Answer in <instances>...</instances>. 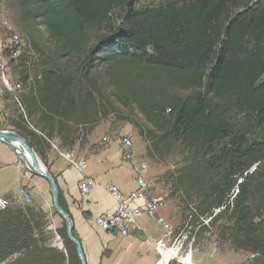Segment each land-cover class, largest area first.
<instances>
[{"label":"trees","instance_id":"trees-1","mask_svg":"<svg viewBox=\"0 0 264 264\" xmlns=\"http://www.w3.org/2000/svg\"><path fill=\"white\" fill-rule=\"evenodd\" d=\"M140 1L19 0L28 20L45 25L52 61L76 69L33 72L11 128L41 155L48 139H66L77 114L96 123L110 104L96 75L104 68L113 99L148 124L138 131L148 149L182 157L170 176L181 202L210 215L229 207L234 246L264 258V176L246 173L264 154V0ZM9 201L0 208V264H81L64 221L55 229L61 250L40 203ZM59 202L69 213L60 192Z\"/></svg>","mask_w":264,"mask_h":264},{"label":"crops","instance_id":"crops-1","mask_svg":"<svg viewBox=\"0 0 264 264\" xmlns=\"http://www.w3.org/2000/svg\"><path fill=\"white\" fill-rule=\"evenodd\" d=\"M4 27L0 26V43L5 40L3 35ZM11 74L15 77V63L8 65ZM33 73V71H31ZM26 92V91H25ZM15 101L12 98L0 95V122L4 116L8 115L6 126L12 129L10 122L14 114ZM11 110H13L11 112ZM10 113V114H9ZM34 117V116H33ZM32 120V119H31ZM9 121V122H8ZM29 127L34 126L29 122ZM35 129V128H34ZM39 134L40 131L36 130ZM102 137V138H101ZM105 134L100 133L98 128L87 133L85 144L73 151L76 155L83 157L87 162V174L97 181L95 190L89 195H82L79 189L80 173L63 156L62 149L59 148V138L47 140L50 145L43 144L38 152L41 161L47 166L48 171L53 175L58 192L65 200L69 216L72 219L74 233L80 240L87 264H170L174 258L160 255L155 250V243L150 244L148 239L155 241L164 237L166 231L154 218L142 216L136 227L128 236H120L115 231L103 230L96 219L105 211L112 208L113 198L106 190L108 183L117 184L125 193L136 188L137 163L134 161H124L120 140L108 138L104 141ZM113 137V138H114ZM142 162V161H141ZM21 185L27 186L33 196L41 204V207L49 213L50 228L54 229V239L52 246L60 248L57 243L58 234L55 229L63 225L62 218L53 210L50 204L49 192L51 194L48 181L29 171L21 161L19 155L10 145L0 140V195L8 199H16ZM34 200V201H35ZM160 214L165 220L174 225L177 219V210L169 206L162 209ZM167 245L173 242L172 235L165 237ZM177 249V246L175 247ZM61 249V248H60ZM160 261V262H159ZM218 264H229L222 260Z\"/></svg>","mask_w":264,"mask_h":264},{"label":"rangeland","instance_id":"rangeland-1","mask_svg":"<svg viewBox=\"0 0 264 264\" xmlns=\"http://www.w3.org/2000/svg\"><path fill=\"white\" fill-rule=\"evenodd\" d=\"M141 2L148 3L149 0H141L140 3ZM22 6L23 5H20L19 0H0V26L2 25L3 20H7L14 24L16 33H19L23 37V54L20 57L11 60L16 65L15 75H17L16 79L22 82V91L19 92L16 97L12 94L4 95L15 101V110L13 113H15L17 109L22 111V106L19 104L21 93L28 90L30 91L29 87L32 86L35 80L34 75L39 73L44 67L51 66L52 64L68 70L76 69L75 66L67 64L65 59L55 57V60L52 61L55 56V44L49 40L46 34L45 25L42 24L41 21L28 20V17L24 15V7ZM3 35L9 37L10 32L5 29L3 30ZM30 64H32L31 67L35 74L31 73ZM96 69V75L101 79L100 86L104 94L110 99V104L105 108L107 113L106 115H103L101 112L96 116V123H85L82 121V117L77 114L73 119L74 121L69 124V128L65 133L66 139L59 141V148L65 151V153L73 152L75 146L77 148L80 144L82 146L86 143L87 133H90V131L93 130L95 131L97 128L100 133L106 135L104 141L107 137L115 139L116 137L114 136H117L121 141L124 135L129 134L133 141L132 152L134 161L138 166L137 168H140L142 164L147 165L145 176L153 185V193L164 198V207L162 209H167V207L171 206L173 209L177 210V219L174 225L170 223L173 226V233L171 234L172 239L174 237L179 239L177 250L184 252L186 248L191 247L192 261L194 264H218L222 260H225L229 264H262L264 258L260 254L246 249H238L234 246L230 230L231 222L229 207L227 210V208L221 206L217 209L218 213L216 215H214V212L210 215L208 213L203 214L197 208L195 203L181 202L180 196L183 197V191H173L172 187L175 185V182L170 176L176 174V170L181 165L180 161L182 160V157L176 154H169L167 157H159L156 156L153 151L148 149L149 142L141 137L138 132L140 128L148 127V124L143 120L141 114L135 107H124L113 99V89L105 78V69L100 66ZM26 74L31 75L33 79L30 80L29 78L25 83L22 79ZM8 75L13 78L10 69H8ZM12 111L13 110H11V112ZM7 118L8 115L4 116L3 120L0 122L1 129H8L6 127L8 126ZM130 119L135 120L137 124L130 122ZM120 146L123 150L121 142ZM66 159L68 160V158ZM125 160L132 161L133 159L126 157ZM22 162L26 165L24 161ZM249 165V169L246 173L248 172L251 174L253 171H258L264 176V154L259 157L250 158ZM26 167L31 171L27 165ZM227 168L228 166L226 167V170L228 171ZM138 175H140V173L139 171H136V176ZM234 180L235 185L231 189L233 192L236 191L238 184L242 181V177L237 176ZM257 197L258 194L253 197L255 201H259ZM16 199H18V196ZM185 199L188 198L186 197ZM49 200L51 204L52 197L50 192ZM262 208V211H264V207ZM210 217L212 218L209 222H204V220ZM57 243L60 245L61 250H65L63 240L59 235L57 237ZM164 256L165 258L169 257L167 253ZM178 263L179 262L176 261V258H174L170 264Z\"/></svg>","mask_w":264,"mask_h":264},{"label":"built area","instance_id":"built-area-1","mask_svg":"<svg viewBox=\"0 0 264 264\" xmlns=\"http://www.w3.org/2000/svg\"><path fill=\"white\" fill-rule=\"evenodd\" d=\"M2 25L10 32V36H6L5 40L0 43V95L12 94L16 97L22 91L23 86L22 82L18 81L14 75H12L13 78L8 75V65L11 59L18 58L23 54V37L19 33H16L13 23L3 20ZM120 142L123 148L122 155L124 160L126 157L133 159V141L131 136L129 134L124 135ZM63 156L68 158L71 165L81 174L79 189L82 195L91 194L97 186V181L94 177L87 174L86 160L78 157L74 152L63 153ZM137 171H139L140 175L136 176V188L128 193H125L117 184H106L105 188L113 198V205L111 209L105 211L96 219V223L103 230L115 231L120 236L125 237L130 235L132 229L137 226L141 216L145 215L154 218L162 225L166 234L156 241L148 239L147 242L150 244L155 243V250L160 255V261L167 253L170 258H176V261L179 262L178 264H194L191 247L186 248L184 252L175 248L179 241L177 237L173 238L170 246L167 245L165 237L173 233V226L160 214L164 207V198L153 193V185L145 176L147 165L142 164ZM18 199L25 203L32 202L33 196L27 186L21 185L19 187ZM9 200L0 195V208H6L10 204ZM217 211L214 212V215L218 213ZM211 218L204 220V222H209Z\"/></svg>","mask_w":264,"mask_h":264},{"label":"water","instance_id":"water-1","mask_svg":"<svg viewBox=\"0 0 264 264\" xmlns=\"http://www.w3.org/2000/svg\"><path fill=\"white\" fill-rule=\"evenodd\" d=\"M0 140L4 141L13 149H15L21 160L26 163V165L32 172L45 178L48 181L51 190L53 208L55 212L65 222L67 237L71 242L76 245L77 254L79 256L81 264H87L84 257L82 244L73 233L74 226L72 219L70 218L69 214L63 209L59 202V192L57 183L53 175L48 171L44 163L41 161L38 152L30 146V144L26 141L24 137H22L18 132L11 129L0 128ZM28 160L30 162V166L28 164Z\"/></svg>","mask_w":264,"mask_h":264},{"label":"bare ground","instance_id":"bare-ground-1","mask_svg":"<svg viewBox=\"0 0 264 264\" xmlns=\"http://www.w3.org/2000/svg\"><path fill=\"white\" fill-rule=\"evenodd\" d=\"M17 144V143H16ZM28 164H29V166H30V162H29V160H28ZM58 186V185H57Z\"/></svg>","mask_w":264,"mask_h":264},{"label":"clouds","instance_id":"clouds-1","mask_svg":"<svg viewBox=\"0 0 264 264\" xmlns=\"http://www.w3.org/2000/svg\"><path fill=\"white\" fill-rule=\"evenodd\" d=\"M12 60V59H11Z\"/></svg>","mask_w":264,"mask_h":264}]
</instances>
